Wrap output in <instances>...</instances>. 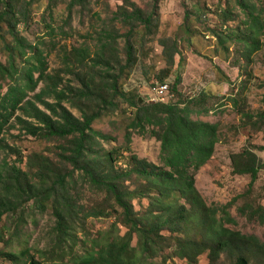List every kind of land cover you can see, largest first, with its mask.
<instances>
[{
	"label": "rangeland",
	"instance_id": "1",
	"mask_svg": "<svg viewBox=\"0 0 264 264\" xmlns=\"http://www.w3.org/2000/svg\"><path fill=\"white\" fill-rule=\"evenodd\" d=\"M7 1L0 0V12L8 8ZM9 1L15 2L16 16L0 21V61L8 64L9 50L15 49L14 58L19 71L24 72L28 66L26 60L32 55V50L26 48L25 54L19 53L20 48L16 47L10 32V22L19 17V37L42 51L46 62L45 72L63 78L61 88L76 79L65 71V53L72 48L88 47L90 55H96L100 41L97 33L104 28L113 32L119 29V43L113 44L117 59L115 63L112 60L117 66L119 61H126L124 47L127 38L124 35L133 29V42L137 46L136 61L121 77L120 84L126 96H136L139 101L142 99L140 105L154 103L157 87L162 82L159 76L168 67L164 51L166 46L170 49L173 42H177L179 54L175 55L174 65L164 82L170 89L178 75H181V82L174 91L171 90L173 96H169L168 102L183 103L182 107L187 105L191 110L193 120L218 123L220 127V141L213 158L198 171L191 170L195 175L196 187L209 205L228 207L236 222H225L227 226L256 235L264 242V224L256 217H249L253 209L264 206V168L260 170L253 187L249 188L251 176L235 174L231 161L232 154L249 149L264 166V120L259 118L264 115V35L260 39L261 49L248 57L244 52L246 41L243 37L248 33L249 19L236 0H85L71 11L68 10L71 0ZM248 1L258 11L264 9V0ZM135 7L141 9L144 16L154 14L151 33L140 22L124 19V15L131 13ZM109 70L110 75H114L113 66ZM37 76L38 73L34 72L33 78ZM13 82L9 78L2 81L3 94ZM76 82H72L74 86ZM23 83L21 81L19 85L23 86ZM43 86L39 82L33 91L28 90L24 103L34 101ZM119 104L120 108L101 113L92 125L99 134L91 144V157L97 159V153L105 154L113 150L117 157L116 172L134 167V157L163 166L160 142L150 135L148 129L139 133L129 127L137 108L128 107L125 98H121ZM66 106L81 117L78 109L69 104ZM20 118H26L21 109L4 125L0 167L8 163L26 169L32 156L49 157L56 170L70 175L66 185L70 205L74 208L70 210V228L63 237L56 228L53 209L55 197L45 201L44 207L33 200L25 208L6 214L0 221V250L19 252L29 247L36 258L48 264H61L85 254L96 240L99 244L120 242L128 231L122 221V209L103 188L93 185L82 169L74 168L60 159L58 147L61 144L67 146L68 142L30 136L23 131ZM128 132L132 134L129 145L126 141ZM92 165L97 166L95 163ZM143 187L136 175L121 180L119 184L122 191H137ZM133 205L143 214L147 211L149 199L133 200ZM244 208L247 210L244 211ZM102 209L106 214L96 213ZM21 212L25 216L22 221L19 220ZM18 224L20 227H17ZM162 233L165 236L170 234L168 230ZM138 239L135 233L132 246L138 247ZM176 243V239L165 240L158 251L148 258V264L210 263L206 253L199 255L195 263L180 258L175 251ZM136 253L137 256L141 255L140 250ZM0 264L29 263L0 258ZM213 264L231 262L222 255ZM252 264H264V260L254 257Z\"/></svg>",
	"mask_w": 264,
	"mask_h": 264
},
{
	"label": "trees",
	"instance_id": "2",
	"mask_svg": "<svg viewBox=\"0 0 264 264\" xmlns=\"http://www.w3.org/2000/svg\"><path fill=\"white\" fill-rule=\"evenodd\" d=\"M84 2L85 0H71L68 10L71 11L74 6ZM236 2L247 12L249 19L248 33L243 37L246 41L244 52L249 57L262 47L260 39L264 35V9L258 11L248 0ZM5 3L8 8L0 12V21L16 16L15 2L8 0ZM19 19L21 18L10 22V32L14 36L16 47L20 48L19 53L23 55L24 50L29 48L32 55L26 60L28 66L24 72L16 67L15 49L9 50L8 64L0 61V146L4 125L21 109L26 117L19 119L23 131L34 137L68 142L67 146L61 144L58 147L60 159L69 162L74 168L82 169L93 185L107 192L122 209V221L128 229L127 235L120 242L107 241L99 244L96 240L85 254L61 264H148V258L168 239L177 240V256L190 263H195L198 256L204 253L209 257V264L215 263L222 255L231 264H252L254 257L264 260V242L256 235L245 234L227 226L225 222H236L227 210L228 207L209 205L197 189L195 175L191 172L192 169L198 171L213 158L216 145L220 141L219 124L193 120L191 110L187 105L182 107L183 103L154 102L140 105L138 97L126 96L122 90L120 79L136 61L137 46L133 42V29H129L124 35L127 38L124 47L126 61H119L117 66H114L117 54L113 44L119 43V29L113 32L104 28L97 33L100 41L96 55H90L88 47L72 48L65 53V71L75 76L73 81L77 80V85L74 86L72 81L65 88H61L63 78L58 74L51 76L45 72L46 62L42 51L32 44H26L19 37ZM124 19L140 22L148 33L152 31L154 14L144 16L141 9L135 7L131 13L124 15ZM173 43L172 48L168 49L166 46L164 51L168 67L159 76L161 85L165 84L164 78L169 75L174 65L175 55L179 54L178 43ZM110 66H113L114 75H110ZM34 72L38 73L36 79L33 78ZM8 78L14 82L3 94L2 81ZM21 81L24 82L23 86L19 85ZM39 82L44 86L35 95L34 101L27 100L24 103L27 91H33ZM180 82L181 75H178L171 90L174 91ZM121 98H125L128 107L137 108L129 127L139 133L148 129L150 135L160 142L163 166L134 157V167L124 172H116L114 167L117 157L113 150L105 154L97 153V159L91 157V144L99 134L92 125L101 113L120 108ZM47 99L53 101L49 102ZM67 104L78 109L81 117H77ZM259 118L264 120V115ZM126 141L128 145L132 141L130 132L126 135ZM231 161L235 174L251 176L249 188H252L260 170L264 168L258 156L245 149L232 154ZM92 163L97 166L94 167ZM53 166L49 157L35 155L30 158L26 169L8 163L0 167V221L6 214L25 208L33 200L44 207L45 201L55 197L56 204L53 209L56 228L62 237L68 233L72 220L70 210L74 208L70 205L71 198L66 185L70 175L62 174ZM133 175L141 180L144 187L137 191H122L119 188L120 181ZM136 199H149L147 211L143 214L134 208L133 200ZM252 211L249 217H256L264 224V206ZM21 213L20 221L25 218L23 212ZM96 213L106 214L104 209ZM164 230H168L170 234L165 236L162 233ZM135 233L139 236L138 247L131 244ZM138 250L141 255L137 256ZM0 258L14 262L24 260L29 264H48L36 258L29 247L19 252L0 250Z\"/></svg>",
	"mask_w": 264,
	"mask_h": 264
},
{
	"label": "built area",
	"instance_id": "3",
	"mask_svg": "<svg viewBox=\"0 0 264 264\" xmlns=\"http://www.w3.org/2000/svg\"><path fill=\"white\" fill-rule=\"evenodd\" d=\"M169 96H173L171 94L170 86L167 83L159 85L157 87V99L155 100V102L167 103L170 99Z\"/></svg>",
	"mask_w": 264,
	"mask_h": 264
},
{
	"label": "water",
	"instance_id": "4",
	"mask_svg": "<svg viewBox=\"0 0 264 264\" xmlns=\"http://www.w3.org/2000/svg\"><path fill=\"white\" fill-rule=\"evenodd\" d=\"M142 102V99H140V103Z\"/></svg>",
	"mask_w": 264,
	"mask_h": 264
}]
</instances>
